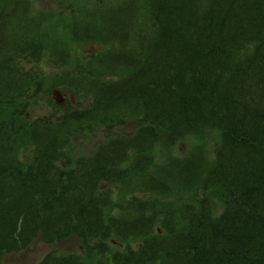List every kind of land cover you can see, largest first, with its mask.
<instances>
[{
    "label": "trees",
    "instance_id": "trees-1",
    "mask_svg": "<svg viewBox=\"0 0 264 264\" xmlns=\"http://www.w3.org/2000/svg\"><path fill=\"white\" fill-rule=\"evenodd\" d=\"M48 15L31 0H0V256L76 236L81 251L39 264H264V0L124 4L94 40L119 70L78 74L107 82L90 88L91 106L32 119L31 103L56 104L53 86L77 82L35 67L68 50ZM127 120L135 133L110 136L75 168L60 163L76 135ZM211 132L214 157L198 147L155 163L156 146ZM125 161L143 195L115 216L112 189L98 182L121 177Z\"/></svg>",
    "mask_w": 264,
    "mask_h": 264
},
{
    "label": "rangeland",
    "instance_id": "rangeland-1",
    "mask_svg": "<svg viewBox=\"0 0 264 264\" xmlns=\"http://www.w3.org/2000/svg\"><path fill=\"white\" fill-rule=\"evenodd\" d=\"M79 1L80 2H78V0H67L66 2H63L62 0H31V6L33 10H39L41 14L43 12L45 14L49 13L47 18L50 19V22H48V24L54 23V27H49V29L60 31L61 29L59 30L58 28L62 27L63 23H65L69 19V10H79L85 3L93 0ZM56 3H60L62 5H57ZM58 37L59 40H61L70 50L73 51V53L70 51V60L65 62L60 61L59 58L62 57V52L57 56H49L48 53L45 54L43 58H41V61L35 64V67H37V69H40L42 74L49 80H52V77H54V75L65 77L67 76L65 73H70L71 77H75L77 79V82L73 81V85H70L68 83L67 86L62 85L61 89L66 96L68 95L70 97L68 103H71L72 101L73 104L78 105L79 102H84L82 100L85 99L86 92L84 93L82 90L78 92L76 90V86H79L81 88L86 87L89 91L90 96V88L93 81H95L92 75L91 81H81L78 74L83 72H90L96 75H102L106 74V72L97 67L96 60H91L90 57L86 58L81 54V49L85 47L82 48L81 44H76L78 42L74 41L68 32H64ZM84 45L87 47L90 44L85 43ZM27 65L30 66L31 64ZM118 70L119 68H116L112 71L115 72ZM54 87L57 86H53V88ZM63 97L64 95L62 96V98ZM47 100L48 98H43L38 103H31L30 110L26 112L27 115L33 119H36L40 117L56 116L58 115L56 114L57 111H64L63 109H60V107L55 106L56 104H48ZM88 100H90V98H88ZM116 126H119V128L117 129L119 134L126 135L135 133L139 125L130 121L115 124L112 122H107L103 125H97L98 128L93 130V132L99 133L98 138H94L86 132L76 135L70 141V144L66 149V153L68 156L64 161L67 163V165H69V168H74V159H77L78 157L84 155H98L101 152V150L99 151L98 149H100L103 146L102 144L107 142V140L110 138L107 137V134L115 133L114 130ZM219 141L220 137L218 133L211 132L203 140L197 137H187L185 139H182L175 145L169 146L168 150L158 145L153 152L154 160L155 163H157L158 166L161 167L165 165L166 159L168 160L175 157L185 158L186 156L191 154L193 149H197L198 147H203L210 157H214ZM32 154L33 153L30 151V149H26L21 152V157L31 159ZM70 161L71 163H69ZM126 169L127 168L123 169L121 177L114 180L110 179L109 188L112 189L110 195L116 203V207L113 209L114 211H112L111 214H115V216L121 215L124 212L125 207L127 206L128 208L129 205L133 203L134 196H137L139 198V196L143 195L141 194L143 193L142 191H138L135 189V186L137 185L139 180V176L134 177L131 172L129 173V170L127 175H125L124 172ZM127 176L129 177L127 178ZM101 181H99V183ZM99 183L98 187L101 189ZM108 186L109 185L107 184L105 187ZM151 229H153L154 231H156V229H160L161 233L164 232L161 222H156L155 224L151 225ZM134 245L137 246L136 243H134ZM81 246V240L76 236H67L53 243H46L39 238H35L33 242L25 249L6 253L0 256V264H39L42 259L50 252L59 253V255H65V253L79 252Z\"/></svg>",
    "mask_w": 264,
    "mask_h": 264
},
{
    "label": "flooded vegetation",
    "instance_id": "flooded-vegetation-1",
    "mask_svg": "<svg viewBox=\"0 0 264 264\" xmlns=\"http://www.w3.org/2000/svg\"><path fill=\"white\" fill-rule=\"evenodd\" d=\"M95 9H98V10H100L101 9V6L100 5H98L97 7H95ZM89 37H95V35H93V34H87Z\"/></svg>",
    "mask_w": 264,
    "mask_h": 264
},
{
    "label": "water",
    "instance_id": "water-1",
    "mask_svg": "<svg viewBox=\"0 0 264 264\" xmlns=\"http://www.w3.org/2000/svg\"><path fill=\"white\" fill-rule=\"evenodd\" d=\"M101 186L103 187L104 185H103V184H101Z\"/></svg>",
    "mask_w": 264,
    "mask_h": 264
}]
</instances>
